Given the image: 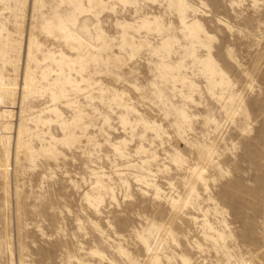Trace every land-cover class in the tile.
I'll return each instance as SVG.
<instances>
[{"label":"rangeland","instance_id":"1","mask_svg":"<svg viewBox=\"0 0 264 264\" xmlns=\"http://www.w3.org/2000/svg\"><path fill=\"white\" fill-rule=\"evenodd\" d=\"M0 264H264V0H0Z\"/></svg>","mask_w":264,"mask_h":264},{"label":"bare ground","instance_id":"2","mask_svg":"<svg viewBox=\"0 0 264 264\" xmlns=\"http://www.w3.org/2000/svg\"><path fill=\"white\" fill-rule=\"evenodd\" d=\"M0 106H2V100H1V98H0ZM0 128H1V130H2L1 122H0ZM0 133H1V132H0Z\"/></svg>","mask_w":264,"mask_h":264},{"label":"built area","instance_id":"3","mask_svg":"<svg viewBox=\"0 0 264 264\" xmlns=\"http://www.w3.org/2000/svg\"><path fill=\"white\" fill-rule=\"evenodd\" d=\"M0 132H1V128H0Z\"/></svg>","mask_w":264,"mask_h":264}]
</instances>
